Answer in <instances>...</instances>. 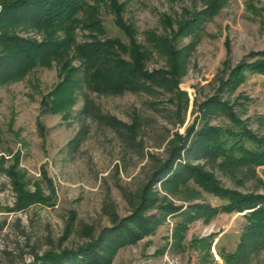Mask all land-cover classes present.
Wrapping results in <instances>:
<instances>
[{"label": "rangeland", "instance_id": "rangeland-1", "mask_svg": "<svg viewBox=\"0 0 264 264\" xmlns=\"http://www.w3.org/2000/svg\"><path fill=\"white\" fill-rule=\"evenodd\" d=\"M119 1L144 45L150 31L169 33L164 14L176 27L181 14L205 4ZM101 15L105 33L100 36L126 41L113 15L103 9ZM13 31L42 38L32 27ZM88 33L77 29V41ZM174 43L191 45L178 82L185 94L156 84L148 91L108 95L75 89L65 109L42 116L43 131L37 125L41 100L61 79L55 63L0 83V264H264V247L242 252L238 262L229 257L238 252L248 210L221 212L208 221L193 218L179 230L182 216L162 213L165 203L183 210L222 200L191 182L150 181L191 125L230 124L214 105L208 111L201 107L209 98L227 103L247 127L264 135V75L246 70L242 82L224 84L238 63L264 51V0H227L194 33L179 34ZM146 67L166 68V62L153 51ZM86 94L91 101L83 111ZM188 143L181 150L184 161L211 172L221 186L264 193V165L227 168L197 150H185ZM27 191L38 192L39 198H26ZM142 201L141 216L134 214ZM88 244L92 249L84 253Z\"/></svg>", "mask_w": 264, "mask_h": 264}, {"label": "trees", "instance_id": "trees-1", "mask_svg": "<svg viewBox=\"0 0 264 264\" xmlns=\"http://www.w3.org/2000/svg\"><path fill=\"white\" fill-rule=\"evenodd\" d=\"M204 1L201 9L181 14L175 21L176 27H172L173 19L164 14L163 22L169 25V33L150 31L148 43L144 45L136 38L133 23L123 17L124 3L119 0H0V83L21 77L34 66H51L52 62L55 63L61 79L41 100L37 122L40 131L44 128L42 116L65 109L73 101L75 89L84 88L108 95L148 91L156 84L176 91L178 95L185 94L178 82L191 45L178 48L174 40L179 34L194 33L201 21L210 18L227 0ZM101 9L113 15V22L123 32L126 41L118 37L100 36L105 33ZM17 26L35 28L42 38L36 40L20 36L13 31ZM77 29L88 30L87 39L77 41ZM153 51L164 57L166 68L149 70L146 67V61ZM254 57L253 61H241L232 68L224 84L234 86L242 82L246 70L264 75V51L256 53ZM74 59L80 62L79 66L72 64ZM87 97L86 94L83 111L91 101ZM213 105L223 111L230 124L213 125L205 120L198 129L191 125L182 138V144L172 147L167 159L153 171L150 181L162 180L165 186L191 182L222 200L218 205L194 203L183 210L181 205L172 202L160 205L162 213L179 211L177 213L183 218L182 222L177 223L179 230L185 229L186 222L193 218L203 216L208 221L221 212L248 210L243 214L245 224L237 246L238 252L229 254L238 262L242 252H255L264 247V193H241L221 186L211 172L184 161L181 150L189 142L185 150H197L199 154L218 160L227 168L244 163L264 165V135L247 127L227 103L216 97L209 98L201 107L208 111ZM37 193L27 191L24 196L35 199L39 198ZM143 205V201L139 203L134 208V214L141 216ZM89 245L82 248L84 253L92 249Z\"/></svg>", "mask_w": 264, "mask_h": 264}]
</instances>
